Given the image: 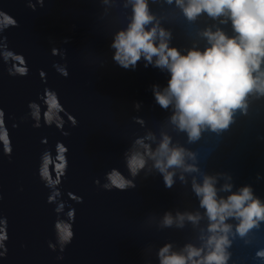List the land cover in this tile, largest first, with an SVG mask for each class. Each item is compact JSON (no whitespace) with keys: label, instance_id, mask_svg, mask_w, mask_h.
I'll return each instance as SVG.
<instances>
[{"label":"water","instance_id":"1","mask_svg":"<svg viewBox=\"0 0 264 264\" xmlns=\"http://www.w3.org/2000/svg\"><path fill=\"white\" fill-rule=\"evenodd\" d=\"M146 2L152 24L170 33L169 46L181 54L209 46L205 30L236 35L227 16L202 12L189 20L176 0ZM133 3L0 0V21L5 15L12 21L0 24V110L11 149L0 139V235L7 237L0 240V264H160L166 244L170 252L191 244L206 255L209 220L192 187L193 179L202 183L205 175L216 178L218 198L230 194L222 190L227 183L231 192L249 186L264 204V94L249 93L227 128L205 127L190 141L172 124L173 107L162 109L155 101L153 86L162 91L170 73L145 67L143 57L135 69L112 59L111 42L131 22ZM49 94L63 106L51 124ZM163 135L193 153L195 159L186 162L198 169H177L170 188L151 159L135 177L126 167L131 151H143L137 139L155 148ZM113 168L136 186L105 188ZM166 213L173 218L170 226ZM68 222L74 235L61 250L55 225ZM226 223V264H264L258 255L264 251V220L243 236L238 219Z\"/></svg>","mask_w":264,"mask_h":264},{"label":"clouds","instance_id":"2","mask_svg":"<svg viewBox=\"0 0 264 264\" xmlns=\"http://www.w3.org/2000/svg\"><path fill=\"white\" fill-rule=\"evenodd\" d=\"M176 4L189 20L202 12L212 18L229 17L236 35L228 36L219 29L205 30L203 34L209 46L203 50L192 48L181 54L176 47L169 46L170 33L158 24H152L154 16L150 14L146 0H134L131 22L126 29L119 30L111 42V48L115 50L112 59L124 69H135L142 57L146 61L145 67L152 64L161 70L166 69L170 73L167 86L162 91L153 86L155 101L162 109L171 105L172 124L186 131L190 141H195L205 127L213 131L227 128L234 110L245 106L249 93L264 94V70L261 69L264 62V0H176ZM10 23L12 21L6 15L0 21L3 25ZM147 25L152 26L147 28ZM63 74L68 75L66 71ZM48 97L51 102L46 103V122L51 124L53 113L59 116L63 106L57 97L51 94ZM134 106L138 107L139 103ZM3 117L4 112L0 110V127L4 130L0 139L7 145L6 151L10 152V139ZM136 144L143 151H131L126 156V167L132 177L145 168L149 159L168 188L174 182L177 169L198 171L195 164L186 162V157L195 159V155L181 146L172 145L168 135H163L155 148L143 139H137ZM60 151L65 153L67 149L61 145ZM65 168L66 163L63 171ZM40 175L45 180L46 174L41 169ZM107 177L109 183L104 185L107 189L126 190L136 186L132 179L115 168ZM192 187L209 220L210 235L206 241L209 251L202 255V248L189 244L184 252H170L171 245L166 244L159 252L160 264H226L225 247L230 243L227 233L231 230L226 220L230 217L238 219L237 232L243 236L259 220H264V204L253 197L249 186L231 192L232 185L227 183L222 190L230 194L226 198H218L216 178L210 175H205L202 183L193 179ZM178 217L182 222L184 216L178 214ZM188 219L196 221L199 217L188 214ZM172 222V216L166 213L164 224L170 226ZM55 228L63 250L73 238L72 226L69 222L64 227L56 223ZM6 239V235H0V240ZM50 247L54 248V245L50 244ZM258 255L264 256V251Z\"/></svg>","mask_w":264,"mask_h":264},{"label":"snow or ice","instance_id":"3","mask_svg":"<svg viewBox=\"0 0 264 264\" xmlns=\"http://www.w3.org/2000/svg\"><path fill=\"white\" fill-rule=\"evenodd\" d=\"M54 102V101H53Z\"/></svg>","mask_w":264,"mask_h":264}]
</instances>
